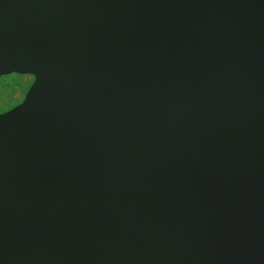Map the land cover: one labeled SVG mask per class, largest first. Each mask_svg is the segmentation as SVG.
<instances>
[{
  "label": "water",
  "instance_id": "1",
  "mask_svg": "<svg viewBox=\"0 0 264 264\" xmlns=\"http://www.w3.org/2000/svg\"><path fill=\"white\" fill-rule=\"evenodd\" d=\"M0 264H264V0H0Z\"/></svg>",
  "mask_w": 264,
  "mask_h": 264
},
{
  "label": "rangeland",
  "instance_id": "2",
  "mask_svg": "<svg viewBox=\"0 0 264 264\" xmlns=\"http://www.w3.org/2000/svg\"><path fill=\"white\" fill-rule=\"evenodd\" d=\"M31 80L29 74L9 73L0 76V112L22 101Z\"/></svg>",
  "mask_w": 264,
  "mask_h": 264
},
{
  "label": "flooded vegetation",
  "instance_id": "3",
  "mask_svg": "<svg viewBox=\"0 0 264 264\" xmlns=\"http://www.w3.org/2000/svg\"><path fill=\"white\" fill-rule=\"evenodd\" d=\"M32 80H33V76H32ZM32 80H31V82H32ZM31 84V83H30Z\"/></svg>",
  "mask_w": 264,
  "mask_h": 264
},
{
  "label": "trees",
  "instance_id": "4",
  "mask_svg": "<svg viewBox=\"0 0 264 264\" xmlns=\"http://www.w3.org/2000/svg\"><path fill=\"white\" fill-rule=\"evenodd\" d=\"M31 76V75H30ZM31 79H32V76H31ZM29 86V85H28Z\"/></svg>",
  "mask_w": 264,
  "mask_h": 264
}]
</instances>
